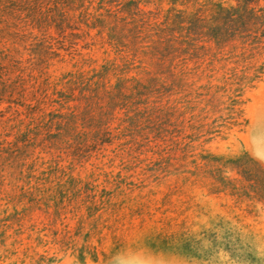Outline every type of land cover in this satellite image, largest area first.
Here are the masks:
<instances>
[{
  "label": "rangeland",
  "instance_id": "374dc122",
  "mask_svg": "<svg viewBox=\"0 0 264 264\" xmlns=\"http://www.w3.org/2000/svg\"><path fill=\"white\" fill-rule=\"evenodd\" d=\"M211 1L0 0V264H264V75L152 28Z\"/></svg>",
  "mask_w": 264,
  "mask_h": 264
},
{
  "label": "trees",
  "instance_id": "16d2710c",
  "mask_svg": "<svg viewBox=\"0 0 264 264\" xmlns=\"http://www.w3.org/2000/svg\"><path fill=\"white\" fill-rule=\"evenodd\" d=\"M200 10L193 14L169 10L152 28L163 33L164 42L177 52V58L186 56L183 59L195 63L255 60L246 69L252 70L251 80L260 79L264 75V0H234L233 5L211 1ZM226 49L230 51L224 53ZM211 50L215 52L210 54ZM197 244L193 237L164 242L166 249L191 259L199 258Z\"/></svg>",
  "mask_w": 264,
  "mask_h": 264
}]
</instances>
